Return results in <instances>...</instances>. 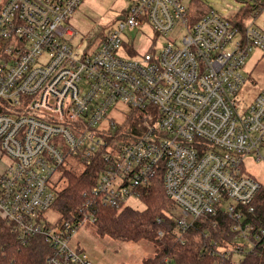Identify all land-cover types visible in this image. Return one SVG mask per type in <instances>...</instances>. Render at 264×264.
<instances>
[{"label":"built area","instance_id":"obj_1","mask_svg":"<svg viewBox=\"0 0 264 264\" xmlns=\"http://www.w3.org/2000/svg\"><path fill=\"white\" fill-rule=\"evenodd\" d=\"M81 2L0 0V217L21 246L44 241L43 264H94L72 245L80 226L160 180L180 235L204 216L235 222V244L213 253L223 258L216 264H240L236 254L264 241V223L251 237L248 221L264 206V183L244 168L252 155L264 162V90L246 110L237 99L248 57L264 53V31L212 8L194 22L183 0H136L80 54L68 21ZM146 26L156 37L140 52L124 35ZM140 113L141 133L113 146ZM97 154L105 169L96 186L72 219L49 224L54 173L68 157L84 164Z\"/></svg>","mask_w":264,"mask_h":264},{"label":"trees","instance_id":"obj_2","mask_svg":"<svg viewBox=\"0 0 264 264\" xmlns=\"http://www.w3.org/2000/svg\"><path fill=\"white\" fill-rule=\"evenodd\" d=\"M191 6L190 12L194 22L210 10L201 0H194ZM247 7L242 16L238 15L232 20L242 29L246 28L245 23L253 13L259 15L264 10V0ZM142 118V113L135 116L132 131L126 127L115 131L111 144L115 146L117 142L128 141L140 134L142 127L139 125ZM100 157V154H97L92 162L84 163L85 170L82 173L65 169L63 175L67 185L64 190L58 192L53 205V209L58 211L61 217L72 219L78 207L86 199L84 194L96 186L105 169ZM139 196L145 204L143 210L129 206L121 209H101L93 225L97 233L115 240L131 242L150 240L158 243L160 249L157 254L147 259L144 264L221 263L222 256L213 252H219L218 248H229L235 244L233 239L236 232L232 228L235 222L224 214L216 217L204 216L197 220L189 231L177 235V225L174 220L176 207L167 197L160 180L141 189ZM260 196V200L264 198L263 194ZM248 221L252 223L251 237H253L264 223V206L258 205L255 215L250 216ZM160 231L163 232L162 236L159 235ZM49 252L48 246L41 239H34L30 244L21 246L16 232L0 217V264H43ZM240 261V264H264V241L257 243L251 253L246 254ZM223 264L233 263L231 258H226Z\"/></svg>","mask_w":264,"mask_h":264},{"label":"rangeland","instance_id":"obj_3","mask_svg":"<svg viewBox=\"0 0 264 264\" xmlns=\"http://www.w3.org/2000/svg\"><path fill=\"white\" fill-rule=\"evenodd\" d=\"M136 0H82L79 7L68 21V25L75 31V36L71 42L75 46H80L79 52L82 54L85 50L95 49L106 35L119 22L118 18L127 13L128 7ZM194 0H183L185 6L192 7ZM205 7L212 8L219 12L223 17L233 20L236 16L244 13L248 5H254L260 0H201ZM206 8V9H207ZM246 26L254 25L264 31V10L257 15L253 13L246 21ZM137 30L127 31L124 39L135 38ZM140 39H136L135 48L143 52L147 45L144 39L155 40V33L146 26L140 30ZM167 39H175L173 36L157 40L156 47L159 49L167 43ZM244 74L247 81L238 93L240 108L246 110L251 106L258 95L264 90V53L255 49L245 65ZM264 155V149H262ZM245 172L255 177L261 183H264V162L258 161L256 155L249 156L244 162ZM65 169L74 170L82 173L85 165L78 163L74 157H68L64 166L57 170L52 176L50 186L56 188L58 192L66 188L67 182L64 177ZM126 206L137 210L145 208L144 202L139 197H130L126 201ZM58 211L51 209L46 214V220L49 224L55 223L60 219ZM178 230V229H177ZM176 230L177 235L179 231ZM247 245L245 240L239 242ZM72 245L84 252H87L94 264H144V262L154 257L160 245L154 241L142 240L140 242L119 241L112 239L107 235H100L96 232L91 222H86L80 226ZM250 248V247H248ZM244 254H236L235 258L242 259Z\"/></svg>","mask_w":264,"mask_h":264},{"label":"crops","instance_id":"obj_4","mask_svg":"<svg viewBox=\"0 0 264 264\" xmlns=\"http://www.w3.org/2000/svg\"><path fill=\"white\" fill-rule=\"evenodd\" d=\"M139 35H140V34H136V35H135V38H136V39H140V36H139ZM118 115H119V114H118L117 112H113V113H112V116H114V117H118Z\"/></svg>","mask_w":264,"mask_h":264},{"label":"water","instance_id":"obj_5","mask_svg":"<svg viewBox=\"0 0 264 264\" xmlns=\"http://www.w3.org/2000/svg\"><path fill=\"white\" fill-rule=\"evenodd\" d=\"M125 18V16L123 15V16H120L119 18H118V20H123Z\"/></svg>","mask_w":264,"mask_h":264}]
</instances>
